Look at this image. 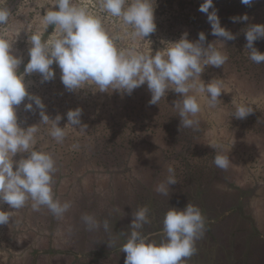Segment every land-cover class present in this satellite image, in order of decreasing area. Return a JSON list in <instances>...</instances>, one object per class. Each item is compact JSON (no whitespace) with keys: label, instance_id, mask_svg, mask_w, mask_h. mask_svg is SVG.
I'll use <instances>...</instances> for the list:
<instances>
[{"label":"rangeland","instance_id":"rangeland-1","mask_svg":"<svg viewBox=\"0 0 264 264\" xmlns=\"http://www.w3.org/2000/svg\"><path fill=\"white\" fill-rule=\"evenodd\" d=\"M79 2V0H78ZM101 16L104 26L113 32L121 24L99 11L98 0H84ZM53 0H0V8L9 11V20L0 25V38L13 44V52L22 57L19 70L28 62L29 33L41 27L46 10ZM203 0H155L156 30L146 40L137 41L142 51L162 49L184 34L198 40L203 31L206 44L220 48L228 60L224 66H206L201 78L207 83L213 78L223 83L215 107L209 106L205 93L197 94L201 110L194 128L181 125L173 106L180 94L169 90L157 104H150L147 83L129 95L118 90L94 91L84 88L68 91L61 82V70L53 63V79L41 82V75L25 77L30 93L38 95L51 118L61 115L65 126L70 109L82 110L81 122L86 130L67 128L63 142L57 143L48 127L39 124L35 147L50 152L56 161L54 193L71 207L62 216H54L46 207L34 211L29 200L24 207L9 211L10 221L0 225V264H124L126 254L113 244L111 230L118 226L130 233L134 209L155 205L150 223L142 231L156 229L157 218L172 207L177 198L192 200L196 185L207 187L204 210L218 220L205 228L196 240V253L183 264H234L247 252L244 264H258L250 256L264 253V64H255L245 52L246 29L250 24H264V0L244 5L241 0H214L221 25L235 39L220 41L211 34L207 14L199 11ZM234 16L247 15V21L233 22ZM212 9H210L211 11ZM43 33L45 39L51 35ZM130 40L120 41L126 45ZM264 52V38L255 41ZM27 98L17 106L18 121L23 127L38 124L40 109L25 110ZM246 104L253 112L244 119L233 116L235 104ZM209 144L221 146L222 154L230 159L227 169L214 164L216 150ZM17 153L14 160L26 157ZM175 168L177 183L169 187L168 195L156 192V186L166 179L167 168ZM15 167V165H14ZM250 190L242 195L240 190ZM194 201H191L192 203ZM195 205L194 203H192ZM240 207V211H228ZM149 209V208H148ZM228 215L222 216V213ZM96 217L101 226L88 230L82 216ZM107 220L109 230L103 222ZM163 227V220L159 221ZM157 238L156 233L152 235ZM110 245V246H109Z\"/></svg>","mask_w":264,"mask_h":264},{"label":"clouds","instance_id":"clouds-1","mask_svg":"<svg viewBox=\"0 0 264 264\" xmlns=\"http://www.w3.org/2000/svg\"><path fill=\"white\" fill-rule=\"evenodd\" d=\"M251 5L253 0H241ZM155 0H98L99 11L115 18L122 26L120 32L109 31L101 16L84 0H53L46 10L41 27L29 33V60L23 71L19 70L22 57L13 52V44L0 38V203L17 210L30 200L34 211L46 207L54 216L62 217L71 207L70 202H61L54 193L56 161L53 155L35 147L39 124L48 127V134L57 142H63L69 125L86 130L82 124L80 108L67 112L68 123L60 126L61 115L51 118L38 95L30 93L25 77L33 73L41 75V82L54 78L55 63L61 70V82L72 92L91 88L99 92L118 90L131 94L134 89L147 83L151 92L150 104H157L169 90L180 94L173 105L184 128H194L201 110L197 94L207 95L209 106L215 107L224 91L221 80L213 78L207 83L201 78L206 66L220 68L228 56L213 43L206 44V35L201 31L198 40L191 41L187 34L179 40L170 41L155 53L142 51L137 41L146 40L156 30ZM214 0H203L199 11L207 14L213 36L220 41L235 39L234 34L221 25ZM210 9H212L210 11ZM9 11L0 8V25L9 20ZM243 16L232 17L233 22L247 21ZM53 27L46 39L43 33ZM264 38V24H250L246 29L245 52L255 64H264V52L255 47V41ZM130 40L120 45L118 42ZM111 89V91H109ZM25 110L40 109L38 124L21 126L17 106L25 99ZM233 116L244 119L253 109L243 103L235 104ZM216 151L214 164L227 169L230 159L222 154L221 146L209 144ZM26 157L15 161L17 153ZM15 165V167H14ZM165 180L156 186V192L168 195L169 187L176 184L175 168H167ZM10 221L9 211L0 208V225ZM82 221L88 230L100 228L95 216L85 214ZM150 223L147 206L134 209L131 231L120 251L126 254L124 264H183L197 251L195 242L205 230V217L199 207L188 203L184 208L171 207L163 218L162 239H153L142 229ZM105 231L108 221L103 222ZM110 246V245H109Z\"/></svg>","mask_w":264,"mask_h":264},{"label":"trees","instance_id":"trees-1","mask_svg":"<svg viewBox=\"0 0 264 264\" xmlns=\"http://www.w3.org/2000/svg\"><path fill=\"white\" fill-rule=\"evenodd\" d=\"M231 11V15H238L239 13H240V11L239 10H230ZM49 32H50V29H48V31H47V33H46V35H48L49 34ZM46 35H45V37H46ZM45 37H44V39H45ZM27 64V63H26ZM25 64V65H26ZM25 65L20 69V71H23V69H24V67H25ZM206 191H207V187L206 188H204V187H202L201 185H200V183H198L197 185H196V187H195V189L192 191V193L190 194L191 195V198H192V200H189L188 202H187V200H184V198H177L175 201H174V203H173V205H172V207H178V208H184L189 202H191V201H194V202H192V203H194L195 204V206H197V207H199L200 208V210H201V212H202V214H203V216L205 217V221H206V223H205V228L207 229V230H211V224H214V222L216 221V220H218V218H212V217H209V215L207 214V212H205V210H204V207H205V204H204V195L206 196ZM241 191V194L242 195H247V194H249L250 193V190H240ZM148 208H149V216L151 215V217H152V214L154 213V211H155V209H156V207H155V205L154 204H152V203H149L148 204ZM235 209L234 208H231L229 211H234ZM225 214H228V212L227 213H222V215H225ZM165 215V214H164ZM163 218L164 217H162V218H157V221H156V229H154L153 231H148L147 232V234H154V233H156V235H157V238H160L161 236H162V233L160 232V231H162V224H160V222L159 221H161V220H163ZM146 234V235H147Z\"/></svg>","mask_w":264,"mask_h":264},{"label":"flooded vegetation","instance_id":"flooded-vegetation-1","mask_svg":"<svg viewBox=\"0 0 264 264\" xmlns=\"http://www.w3.org/2000/svg\"><path fill=\"white\" fill-rule=\"evenodd\" d=\"M234 209H235L234 211H236V212L240 211V207L239 206L237 208H234ZM225 213H227V211H225ZM226 215H228V214H225V215H222V216H226ZM219 218H221V216H219ZM160 232L162 233V231H160ZM110 233H111V238L113 240V244L119 245V248H121V246L127 240V237H126L125 233L120 228H118V226H115V227L113 226V228H112ZM241 259H242L241 261H237L234 264H244V261H246V259H247V252H244L242 254ZM252 259L254 261H257L258 264H264V253H262L260 256H256V257H255V255H253V256L251 255L249 260H252Z\"/></svg>","mask_w":264,"mask_h":264}]
</instances>
